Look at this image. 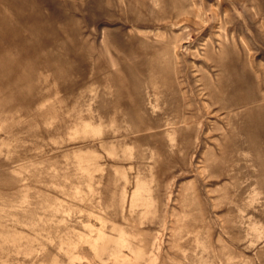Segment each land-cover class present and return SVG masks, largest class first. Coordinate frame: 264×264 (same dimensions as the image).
Segmentation results:
<instances>
[{
	"label": "rangeland",
	"instance_id": "rangeland-1",
	"mask_svg": "<svg viewBox=\"0 0 264 264\" xmlns=\"http://www.w3.org/2000/svg\"><path fill=\"white\" fill-rule=\"evenodd\" d=\"M6 59L0 264H264V0H0Z\"/></svg>",
	"mask_w": 264,
	"mask_h": 264
},
{
	"label": "bare ground",
	"instance_id": "bare-ground-1",
	"mask_svg": "<svg viewBox=\"0 0 264 264\" xmlns=\"http://www.w3.org/2000/svg\"><path fill=\"white\" fill-rule=\"evenodd\" d=\"M31 19H27L26 22H30ZM30 26H32L30 24ZM8 59L6 60H1L0 61V82H5V85L7 87V89H18L20 87V82L22 81L21 79V75L19 74V72H17L16 70L12 69L11 65H8ZM8 85H7V84ZM5 87V88H6ZM2 89H0V93Z\"/></svg>",
	"mask_w": 264,
	"mask_h": 264
}]
</instances>
